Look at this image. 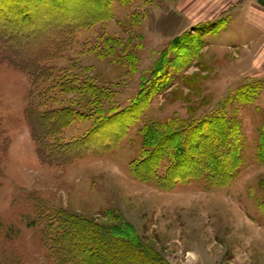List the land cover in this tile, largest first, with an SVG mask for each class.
I'll return each mask as SVG.
<instances>
[{"label": "rangeland", "instance_id": "obj_1", "mask_svg": "<svg viewBox=\"0 0 264 264\" xmlns=\"http://www.w3.org/2000/svg\"><path fill=\"white\" fill-rule=\"evenodd\" d=\"M79 1L62 17L10 12L20 21L0 43V264H60L44 239L57 211L121 217L158 258L145 264H264V0ZM42 56L55 71L36 107L75 113L56 143L109 117L69 162L42 160L25 118L24 67ZM64 76L79 87H54ZM91 84L100 93L82 96ZM223 108L242 142L236 175L216 185L182 167L162 183L175 163L162 140Z\"/></svg>", "mask_w": 264, "mask_h": 264}, {"label": "trees", "instance_id": "obj_2", "mask_svg": "<svg viewBox=\"0 0 264 264\" xmlns=\"http://www.w3.org/2000/svg\"><path fill=\"white\" fill-rule=\"evenodd\" d=\"M69 1L72 0H0V43L12 37L10 27L16 26L20 21L15 22L12 14L9 16L10 12L13 11L15 15L24 13L23 20L36 18L41 10H48L62 17L64 3L67 4ZM82 1L86 3L88 0L79 2ZM70 8L66 10L74 12L75 9ZM40 58H35V62L24 67L31 83L25 118L31 126L37 152L42 160L67 155L65 162H69L84 149L87 138L109 117H101L103 112L99 109V122L94 125L88 137L83 138L81 142L56 143V136L73 120L75 113L68 106L45 111L36 107V91L41 80L43 83L52 79L55 71L52 67L42 65L46 60L45 56ZM2 59H5V56H0V60ZM69 79L71 78L64 76L54 87L68 92L77 89L79 86L74 87L72 85L74 81ZM80 92L83 93L82 96L89 93L91 97H95L100 90L91 84L84 85ZM176 125L178 122H175ZM188 127L189 129H176L175 133L167 135V138L162 140V144H166L167 140L175 141V163L159 180L162 183L171 182L173 179L177 182L179 168L186 167L189 170L187 177L195 178L206 172L209 180L216 185L226 184L236 175L242 164V142L234 123L225 117L223 108L216 115ZM48 139H53V143H46ZM2 145H5V142L0 138V148ZM259 148V156L264 160V128ZM149 159L147 157L145 162L147 163ZM115 219L120 222L103 224L96 219H86L74 213L57 211L49 218L50 221L44 229V239L51 254L60 264H145L147 258L150 263L155 262L153 252L149 250V253L146 252V247L134 227L121 217Z\"/></svg>", "mask_w": 264, "mask_h": 264}]
</instances>
